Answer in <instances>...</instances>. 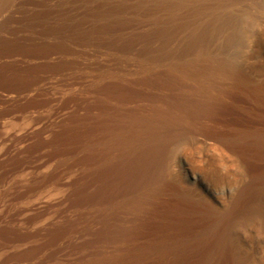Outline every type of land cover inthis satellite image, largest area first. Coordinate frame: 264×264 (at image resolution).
I'll return each instance as SVG.
<instances>
[{"label":"bare ground","instance_id":"obj_1","mask_svg":"<svg viewBox=\"0 0 264 264\" xmlns=\"http://www.w3.org/2000/svg\"><path fill=\"white\" fill-rule=\"evenodd\" d=\"M263 5L0 0V103L26 118L22 134L0 121V264H249L239 235L264 234V111L223 101H264V80L226 56ZM201 140L244 176L221 206L170 184L172 154Z\"/></svg>","mask_w":264,"mask_h":264},{"label":"rangeland","instance_id":"obj_2","mask_svg":"<svg viewBox=\"0 0 264 264\" xmlns=\"http://www.w3.org/2000/svg\"><path fill=\"white\" fill-rule=\"evenodd\" d=\"M263 15L264 14H262V16L261 15L259 16V19H261V21L259 22L258 20L256 22L257 24L260 25L257 26V24L254 23L256 24L255 26L253 25L255 27L254 28L255 31L252 29L251 35H248L247 33H244L243 35L242 32L240 31V28L238 27L240 32L239 34L238 28L236 27L235 28L236 30H234V34L236 35L235 37H237L238 40L237 42L239 43L236 42L237 44L235 43V45L228 48V51L226 52V56L228 58L236 62V64H238L237 66L240 65L239 68L240 69L242 68L241 69L242 72L244 71L247 72L249 76L260 82L264 80V16ZM256 28H258V30ZM253 76L256 78H254ZM258 78H260L261 80H259ZM58 88L61 89L63 88L64 90L66 87L60 86ZM2 89L5 90L7 89V87H5L4 85H0V91ZM11 91L15 92L16 90H11ZM240 95H241L240 98L241 101H239ZM226 96L227 97H225V100L223 101L224 104L223 107L225 106L223 110L226 109V111H230V112L232 111L233 113L241 112V111L254 113L257 109V111L258 110L261 111L259 112V114H261L262 111H264V107H263L264 101L255 104V102L247 98L245 94L242 93L240 94V92H238L237 94H227ZM227 98L230 99L231 101L228 100ZM231 98H233L234 100ZM246 100L248 101V103ZM232 101H235L236 103ZM2 103L3 102H1L0 105ZM4 105L7 106L6 103H3V106L2 105L0 106V110L5 109L4 114L0 117V121L3 120L1 121V124L2 123L4 124L6 122L4 125L3 124L2 125L3 126L7 125L8 127L6 126L5 129H8V132H11L12 134L15 132L10 130L12 128L11 124L13 126V129L15 128L14 126H16V124L17 127L20 128L21 125L23 124L25 125L26 118L23 117L22 112H20L21 113L20 114L19 111L10 110L8 107L7 110L10 111L7 113L6 107ZM239 105L240 108L238 107ZM234 106L241 111H238V109L235 108ZM257 111L254 113L255 115L258 114ZM11 114H12V118L10 116ZM15 114H17L18 116L17 115L15 116ZM35 114L37 113H34V115ZM7 115L11 120L13 121L16 120L19 123H15L16 122L15 121L14 122L15 125H13L14 123L10 120L11 123L9 124L10 125L9 126L8 125L9 122L7 123V121L9 120ZM25 116H27L28 118L29 116L32 117L33 114L25 115ZM37 116L39 117L34 116L36 117L35 121L32 118H30L31 122L33 121L32 123L36 124L37 121L41 119L40 114L39 115L37 114ZM22 118L24 119V121ZM42 118H43V114H42ZM20 119L24 123L22 121L20 122ZM23 126H21L20 130H18L19 128L17 129L15 128L16 133H18L19 131L21 132L22 129L24 130L25 127ZM20 132L19 134H22ZM202 141L205 142L203 143ZM195 148L196 149H193L194 151L192 150L191 153L188 154V156L183 155L181 149L176 150L175 151L176 153L174 152L172 154L169 160L170 165L168 163L170 184L172 186L174 185L182 186L192 191L194 190L193 192L197 193V195L199 196L201 195V197L203 196L204 199H206L207 201H210L213 204H217L216 206H218V204L219 206H221L224 200H227L229 198V195L244 180V176L241 171V168L237 163L238 158L237 156L235 157L233 153L228 152V150H226L225 148L223 147L221 148L218 142H216V140H201L200 144H198V147ZM13 176H15V174ZM140 236L145 237V234L143 235L141 234ZM141 237L138 238V241H142ZM239 243H240L239 247L241 251H243L245 254L250 256L249 264H264V234L261 231H259L257 228L254 227L248 228V230L241 232V234L239 235Z\"/></svg>","mask_w":264,"mask_h":264}]
</instances>
